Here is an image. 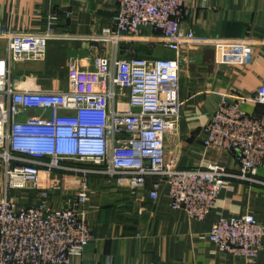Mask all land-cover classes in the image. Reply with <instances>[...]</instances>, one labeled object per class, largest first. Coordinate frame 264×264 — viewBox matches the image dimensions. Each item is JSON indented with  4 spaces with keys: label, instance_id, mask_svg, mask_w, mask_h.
<instances>
[{
    "label": "built area",
    "instance_id": "2783aa9c",
    "mask_svg": "<svg viewBox=\"0 0 264 264\" xmlns=\"http://www.w3.org/2000/svg\"><path fill=\"white\" fill-rule=\"evenodd\" d=\"M187 2L120 0L113 26L94 38L93 51L108 44L111 55L101 58L92 51L71 59L63 91L32 90L16 71L19 63L46 59L50 35L0 31L7 43V55L0 58V264H71V257L82 255L93 239L85 217L90 175L134 191L154 180L151 200L166 187L172 209L200 222L214 209L227 180L264 187L258 178L264 169V116L243 110L246 103L264 106V85L250 96H228L232 102L224 98L204 130V146L232 153L238 173L215 165L180 170L176 158L167 159L166 139L178 131L184 106L183 48L249 50L262 44L182 32ZM58 19L57 13L48 17L49 33ZM144 29L156 35L144 37ZM143 39L174 52L175 59L128 57L131 48L122 45ZM56 174L81 183L59 209L51 206V193L65 191L68 184L48 185ZM27 190L37 195L34 204H23L15 195ZM209 239L220 252L254 262L263 250L264 226L250 215L220 218Z\"/></svg>",
    "mask_w": 264,
    "mask_h": 264
},
{
    "label": "crops",
    "instance_id": "0c3cea01",
    "mask_svg": "<svg viewBox=\"0 0 264 264\" xmlns=\"http://www.w3.org/2000/svg\"><path fill=\"white\" fill-rule=\"evenodd\" d=\"M120 0H0V31L20 34H48L43 62L19 63L17 74L27 78L32 90L63 91L71 59L93 51L94 38L113 26ZM71 13L67 18L65 14ZM57 13L58 22L48 32V17ZM182 32L197 38L239 41L259 40L262 44L247 50L239 47L186 46L182 50L180 97L184 102L179 129L166 139L167 159L176 158L180 170L215 165L238 173L235 156L225 150L204 146L205 127L228 96H250L264 85V0H188ZM144 37L156 35L150 29ZM93 53L101 58L111 55L108 44H99ZM130 47L131 56L144 59H175L174 52L154 46L143 39ZM0 42V58L7 55ZM243 110L251 116H264V106L246 103ZM36 115V114H35ZM86 169L94 166L78 165ZM67 183L63 192L51 193V206L62 208L81 183L74 176L56 174L48 179ZM264 181V169L258 172ZM154 180L139 190L109 184L103 176H89L86 221L93 235L82 255L71 257V264H264V245L258 259H245L220 252L209 239L220 218L253 216L264 226V187L238 180H227L214 209L203 222L183 211L173 210L166 187L158 200L149 193ZM28 204H34L37 195ZM17 196V195H16Z\"/></svg>",
    "mask_w": 264,
    "mask_h": 264
},
{
    "label": "rangeland",
    "instance_id": "374dc122",
    "mask_svg": "<svg viewBox=\"0 0 264 264\" xmlns=\"http://www.w3.org/2000/svg\"><path fill=\"white\" fill-rule=\"evenodd\" d=\"M0 42H2L3 44H6L7 45V43L5 42V40L2 39V38H0ZM6 52H7V48H6ZM59 180H60V178L58 180L57 179H53L51 182L52 183H58ZM0 189H1V176H0ZM15 195H17V197L21 200V202L23 204L30 203V201H32V199L34 198V193H32V191H30V190L22 191V192H16Z\"/></svg>",
    "mask_w": 264,
    "mask_h": 264
}]
</instances>
